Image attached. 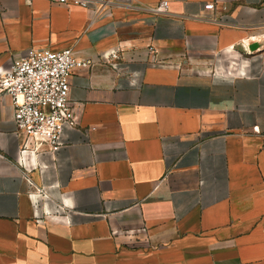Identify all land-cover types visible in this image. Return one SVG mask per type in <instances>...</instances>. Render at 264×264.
<instances>
[{
  "label": "crops",
  "instance_id": "crops-1",
  "mask_svg": "<svg viewBox=\"0 0 264 264\" xmlns=\"http://www.w3.org/2000/svg\"><path fill=\"white\" fill-rule=\"evenodd\" d=\"M86 1L0 0V75L91 62L55 154L21 157L0 94V264H264V0Z\"/></svg>",
  "mask_w": 264,
  "mask_h": 264
},
{
  "label": "built area",
  "instance_id": "built-area-1",
  "mask_svg": "<svg viewBox=\"0 0 264 264\" xmlns=\"http://www.w3.org/2000/svg\"><path fill=\"white\" fill-rule=\"evenodd\" d=\"M29 2L33 0H28ZM61 6H77L100 15L104 7L86 0H45ZM105 4H129V0H104ZM169 4L161 2L154 9L166 15ZM206 10L215 11L213 4ZM153 51V48H150ZM114 58L117 55L113 56ZM90 61H79L73 49L52 51L31 48L10 69L0 75V94L11 98L16 132L25 136L23 158L31 150L45 147L55 154L66 144L65 132L78 129V119L69 98L70 79L78 67H88Z\"/></svg>",
  "mask_w": 264,
  "mask_h": 264
},
{
  "label": "water",
  "instance_id": "water-1",
  "mask_svg": "<svg viewBox=\"0 0 264 264\" xmlns=\"http://www.w3.org/2000/svg\"><path fill=\"white\" fill-rule=\"evenodd\" d=\"M259 48H260V45L255 44V45H252V46H251L250 50H251V51H255V50L259 49Z\"/></svg>",
  "mask_w": 264,
  "mask_h": 264
}]
</instances>
